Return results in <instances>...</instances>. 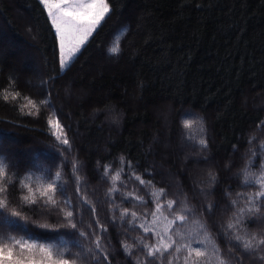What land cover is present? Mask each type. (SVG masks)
Listing matches in <instances>:
<instances>
[{"label": "trees", "instance_id": "16d2710c", "mask_svg": "<svg viewBox=\"0 0 264 264\" xmlns=\"http://www.w3.org/2000/svg\"><path fill=\"white\" fill-rule=\"evenodd\" d=\"M108 3V16L61 71L57 35L39 0H0V90L21 97L0 98V153L20 178L54 177L62 170L67 192L56 198L72 199L77 224L72 229L50 206L22 204L17 184L9 188V206L0 209V216L17 223H0V234L30 235L77 253L80 246L94 249L91 233L99 231V220L107 227L100 233L108 253L104 264H137L145 255L141 247L128 255L121 242L136 244L145 234L127 223L130 217L121 221L119 212L128 208L139 214L136 225L150 224L155 209L150 193L162 188L161 203L177 201L175 212L185 205L191 209L189 223L181 225L185 240L193 238L197 226L190 221L196 219L230 254L231 264H262L258 256L264 252L245 253L226 225L245 206L237 193L258 187L242 184V169L251 160L258 174L264 164V0ZM117 44L119 53L111 54ZM22 97L48 103L26 115L20 111L27 103ZM50 117L64 126L70 148L56 140ZM185 119L193 122L191 128L184 127ZM121 168L123 183L109 195L110 175ZM133 173L152 184L141 185ZM127 192L145 203L125 199ZM14 210L20 216H12ZM236 234L264 236V208L246 217ZM145 239L154 242L151 233Z\"/></svg>", "mask_w": 264, "mask_h": 264}, {"label": "snow or ice", "instance_id": "6c2138e0", "mask_svg": "<svg viewBox=\"0 0 264 264\" xmlns=\"http://www.w3.org/2000/svg\"><path fill=\"white\" fill-rule=\"evenodd\" d=\"M47 12L51 24L55 28L59 39V63L61 71L66 70L74 61L77 53L88 42L89 37L100 27L102 21L108 16L110 7L108 0H39ZM119 45L109 49L111 54L119 53ZM13 101L20 99L19 92L9 93L8 89L0 90V98L8 101L9 98ZM27 103L21 105L20 111L22 114L35 115L39 112L40 106L48 103L47 100H42L37 104L29 97H22ZM55 114L53 113V116ZM48 124L53 129V135L56 140L70 148V140L64 130V126L58 118L48 119ZM185 128H191L193 122L185 119ZM199 144L206 148L207 141L200 139ZM264 150V144L261 145ZM255 155V153H253ZM124 158L121 157V163ZM253 161L249 160L248 164L242 169L243 180L245 186H258L254 193H237V197H243L245 206L240 207L237 213H234V220H230L226 225V230L233 233V239L237 245L242 247L245 253L256 254L264 252V236L258 237L256 234L245 238V236L236 234L240 227L243 226L245 218L255 216L264 208V164L260 165L259 173L251 171ZM12 166L9 164L7 157L0 153V209L9 206V188L19 185L21 190L20 201L22 204L35 205L40 203L43 207H52L61 212L65 221L72 229L77 228V224L73 222L74 210L71 208L72 199L66 197L63 201L57 200V194L65 195L67 192L64 186L62 170H57L54 177L33 178V174L29 173L20 178L16 173L10 171ZM73 171H78V166L73 163ZM111 167L104 166L105 176H109ZM123 169H118L111 173L110 180L112 187L109 189V195L113 192H118L116 186L122 181ZM210 175V181H215V176ZM133 176L141 185H151L152 182L145 181L139 175ZM76 191L81 192V179L76 177ZM153 197L155 209L151 213L152 220L146 225L140 223L135 224L139 218V214L135 211H130L128 208L120 210V220L124 221L126 217H130L127 223L132 227L142 229L145 236L139 237L136 244H129L122 241V247L126 254L132 255L134 249L139 245L143 251L144 258L137 257V264H231V256L226 255L221 251V248L216 243L206 226L199 220L192 219L191 224L196 225L195 236L192 239L185 240V233L180 231L179 227H174L177 224L184 225L189 223L188 213L191 209L184 206L180 212H175L174 206L177 204L175 200H166L161 203V197L165 196L164 189H158L150 193ZM125 199L131 198L138 203H145L142 196H138L133 192L124 194ZM80 199L85 203H89L86 196H81ZM232 205L237 204V200H233ZM63 205V207L61 206ZM212 206L209 205V208ZM165 209L169 215L165 214ZM95 212V209H92ZM12 216H20L18 211H13ZM161 221L164 223L160 226ZM0 223H17L10 221L6 217L0 216ZM98 232H92L93 248L84 249L72 253L71 249L61 247L52 243H39L31 238L30 235L17 238L13 235L0 234V264H77L78 261H93V264H104L108 261V253L102 247V236L100 233L107 232V227L102 225L99 220L96 221ZM47 227V225H43ZM92 225H89L91 228ZM159 227V230H157ZM148 233L152 234L154 242L149 243L145 237ZM79 235L84 238L89 237V233L80 231ZM183 254V255H181ZM258 259L264 264V254L259 255ZM110 264V262H109Z\"/></svg>", "mask_w": 264, "mask_h": 264}, {"label": "rangeland", "instance_id": "374dc122", "mask_svg": "<svg viewBox=\"0 0 264 264\" xmlns=\"http://www.w3.org/2000/svg\"><path fill=\"white\" fill-rule=\"evenodd\" d=\"M54 30H55V28H54ZM56 32V31H55ZM57 35V34H56ZM57 42H58V51H59V39H58V36H57ZM59 55H60V53H59ZM15 139V138H14ZM14 139H12V140H14ZM168 173V172H167ZM169 174V173H168ZM177 181V180H176ZM161 223H164L163 221H161ZM174 227H179L180 228V231H182V229H181V225H176V226H174ZM194 236H195V234L193 235V238H194Z\"/></svg>", "mask_w": 264, "mask_h": 264}]
</instances>
